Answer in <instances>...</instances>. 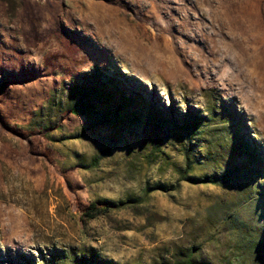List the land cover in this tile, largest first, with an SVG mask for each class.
Wrapping results in <instances>:
<instances>
[{
    "label": "rangeland",
    "instance_id": "374dc122",
    "mask_svg": "<svg viewBox=\"0 0 264 264\" xmlns=\"http://www.w3.org/2000/svg\"><path fill=\"white\" fill-rule=\"evenodd\" d=\"M188 258L264 264V0H0V264Z\"/></svg>",
    "mask_w": 264,
    "mask_h": 264
},
{
    "label": "trees",
    "instance_id": "16d2710c",
    "mask_svg": "<svg viewBox=\"0 0 264 264\" xmlns=\"http://www.w3.org/2000/svg\"><path fill=\"white\" fill-rule=\"evenodd\" d=\"M109 94L112 93V91L108 92ZM191 169V163L189 160V156L187 157V165L186 168L183 172V179H187L188 181L192 182V183H200V182H204V183H208V182H213L216 183L217 180L215 179L214 176L212 175H206L203 178L201 177H197V176H188L189 175V170ZM157 187L159 188H164L167 189L166 185L163 184H159ZM119 207V205L117 206V204H115V202L110 201V200H99L96 202H93L88 209L85 211V215H89V217L94 218L96 217L98 214H100L101 212L104 211H108L111 210L113 208ZM187 263L189 264H209L206 262H198L193 258H188Z\"/></svg>",
    "mask_w": 264,
    "mask_h": 264
},
{
    "label": "bare ground",
    "instance_id": "6f19581e",
    "mask_svg": "<svg viewBox=\"0 0 264 264\" xmlns=\"http://www.w3.org/2000/svg\"><path fill=\"white\" fill-rule=\"evenodd\" d=\"M110 30V29H109ZM112 32V31H111ZM25 217L28 218V220L26 221L24 219V217H21L18 221H17V224H15L13 226V231H11V236H15L18 237L19 239L22 238L23 235H25V237H27L26 235H28V231L30 230V228H34L35 232L37 231L38 233H41L42 232V227L41 226H38L36 223H34L32 220H31V216L27 213V214H24ZM37 222V221H36ZM34 239V238H32ZM21 241H25L27 239H20Z\"/></svg>",
    "mask_w": 264,
    "mask_h": 264
}]
</instances>
